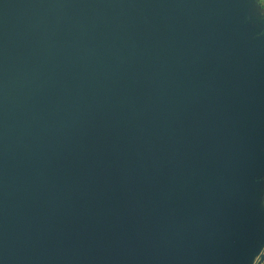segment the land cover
<instances>
[{"label": "water", "instance_id": "1", "mask_svg": "<svg viewBox=\"0 0 264 264\" xmlns=\"http://www.w3.org/2000/svg\"><path fill=\"white\" fill-rule=\"evenodd\" d=\"M235 5L0 0V264H240L264 35Z\"/></svg>", "mask_w": 264, "mask_h": 264}, {"label": "rangeland", "instance_id": "2", "mask_svg": "<svg viewBox=\"0 0 264 264\" xmlns=\"http://www.w3.org/2000/svg\"><path fill=\"white\" fill-rule=\"evenodd\" d=\"M260 180H262V178ZM260 180L256 177H253V179L249 183V193L250 196L258 199V204L264 206V186H262V190L260 189V187H258V182ZM252 210L256 211L257 209L252 208ZM262 226L261 223L256 224L254 232L247 234V248H236V263L264 264V222Z\"/></svg>", "mask_w": 264, "mask_h": 264}, {"label": "crops", "instance_id": "3", "mask_svg": "<svg viewBox=\"0 0 264 264\" xmlns=\"http://www.w3.org/2000/svg\"><path fill=\"white\" fill-rule=\"evenodd\" d=\"M235 7H239L240 16L248 22L245 29L247 42H254L264 35V0H236Z\"/></svg>", "mask_w": 264, "mask_h": 264}]
</instances>
